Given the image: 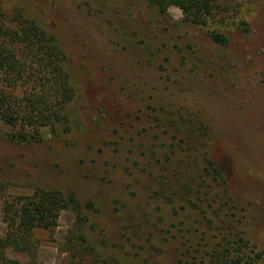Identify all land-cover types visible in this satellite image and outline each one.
I'll return each instance as SVG.
<instances>
[{
  "label": "rangeland",
  "instance_id": "374dc122",
  "mask_svg": "<svg viewBox=\"0 0 264 264\" xmlns=\"http://www.w3.org/2000/svg\"><path fill=\"white\" fill-rule=\"evenodd\" d=\"M209 1L196 26L145 0H0V23L20 11L57 39L75 90L40 144L15 145L23 130L0 121V236L4 208L35 190L74 195L80 211L9 261L210 264L233 237L197 201L209 155L241 210L242 264H264V0Z\"/></svg>",
  "mask_w": 264,
  "mask_h": 264
},
{
  "label": "trees",
  "instance_id": "16d2710c",
  "mask_svg": "<svg viewBox=\"0 0 264 264\" xmlns=\"http://www.w3.org/2000/svg\"><path fill=\"white\" fill-rule=\"evenodd\" d=\"M145 1L162 14L175 6L182 12L184 22L196 26H204L212 11L209 0ZM10 24L13 27L0 23V121L23 130L22 134L11 138L15 145L40 144L43 142L40 130L47 127L53 130L57 122L65 119L63 112L73 100L75 90L57 39L35 21L24 19L20 11L14 12ZM209 38L219 46L228 44V38L217 32H211ZM27 82L32 86L26 85ZM209 157L206 155L207 166L202 171L207 173V183L206 179L202 180L205 186L200 188L203 193L199 191L197 201L211 204L203 207L202 213L211 210L227 219L221 220L220 224L224 233H228L225 236L233 237V241H227L211 252L209 263L242 264V250L248 249L250 243L238 229L243 217L229 191L230 174L226 166L216 164ZM69 209L80 216L74 195L65 198L59 192L41 190H35L31 197L19 199L12 207H5L8 232L0 236V264H18L7 259V251L32 252L30 238L34 231L54 229L59 214Z\"/></svg>",
  "mask_w": 264,
  "mask_h": 264
}]
</instances>
